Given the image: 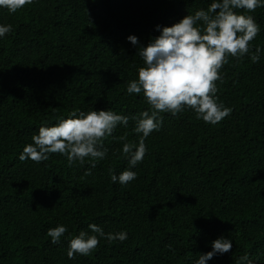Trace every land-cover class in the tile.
<instances>
[{
	"label": "trees",
	"instance_id": "trees-1",
	"mask_svg": "<svg viewBox=\"0 0 264 264\" xmlns=\"http://www.w3.org/2000/svg\"><path fill=\"white\" fill-rule=\"evenodd\" d=\"M212 2L32 0L15 13L0 7V25L12 26L0 37V264H196L220 237L231 240V250L206 264H237L245 254L264 264V7L235 10L259 25L249 47L261 52L256 63L251 52L229 56L220 69L216 97L230 115L212 125L188 108L161 113L142 162L130 167L122 151L142 136L132 117L150 111L143 92H127L144 66L139 46L160 35L157 26ZM92 110L129 117L127 127L118 124L104 138L103 160L69 166L59 153L40 163L19 159L40 127ZM110 170L134 171L136 179L113 183ZM90 224L127 239L109 243ZM61 225L67 232L53 244L47 232ZM81 231L97 235L99 245L70 259L69 238Z\"/></svg>",
	"mask_w": 264,
	"mask_h": 264
},
{
	"label": "clouds",
	"instance_id": "clouds-1",
	"mask_svg": "<svg viewBox=\"0 0 264 264\" xmlns=\"http://www.w3.org/2000/svg\"><path fill=\"white\" fill-rule=\"evenodd\" d=\"M30 3L32 0H0V7L15 13ZM259 7H264V0H213L207 11L198 10L170 27L157 26L160 35L151 39L147 46H139L137 55L142 58L144 66L138 68V78L128 82L127 92L137 95L143 92L150 111L132 117L136 121L134 132L142 136L138 145L123 143L122 151L129 158L130 167L142 162L147 150L144 140L161 126V113L175 116L188 108L195 112L197 119L212 125L230 115L232 110L218 103L216 97V82L222 81L220 69L228 63L229 56L241 60L249 54L250 42L260 30L252 15L235 10L250 13ZM11 31L10 24L0 25V37ZM127 39L132 45H139L136 36ZM260 52L259 47L251 52L253 63L259 61ZM128 121V116L111 110L73 111L69 118H61L55 126L40 127L38 134L32 136V143L23 148L19 159L40 163L49 159V154L59 153L67 157L69 166L76 161L83 165L85 158L89 157L103 160L108 151L103 147L104 138L111 136L118 124L127 127ZM119 139L127 141V134ZM88 175H91L90 170L85 172V176ZM110 178L113 183L125 185L136 179V173L124 170L117 176L110 170ZM89 228L109 243L127 239L126 232L105 234L95 224H90ZM66 232L67 228L61 225L50 228L47 235L53 244H59ZM98 245L97 235L81 231L69 238L67 255L70 259H74L76 254L87 256ZM231 248V240L220 237L212 243L211 252L199 255L196 264H206L216 254L222 255ZM245 261L252 264L247 254L240 257L237 264Z\"/></svg>",
	"mask_w": 264,
	"mask_h": 264
}]
</instances>
